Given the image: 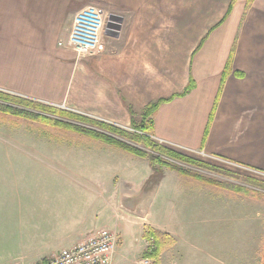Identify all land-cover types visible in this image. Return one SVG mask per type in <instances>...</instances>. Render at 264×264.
<instances>
[{
  "label": "crops",
  "instance_id": "1",
  "mask_svg": "<svg viewBox=\"0 0 264 264\" xmlns=\"http://www.w3.org/2000/svg\"><path fill=\"white\" fill-rule=\"evenodd\" d=\"M81 1L0 0V92L64 105L70 113L129 131L147 105L181 93L191 80L187 94L152 114V139L216 168L161 166L150 181L147 156L0 109V264L39 262L102 224L118 232L115 264L123 243L120 222L139 226L138 245L125 264L142 257L146 226L175 241L153 264H230L224 243L221 249L207 242L214 234L225 240V232L205 227L230 219L207 217L194 228L183 209L199 195L224 209L254 205L262 223L263 184L243 186L235 180L239 173L226 169L264 176V0H233L227 16L232 0H88L119 17L120 29L104 41L103 52L78 57L57 43L66 38L74 14L88 6ZM60 19L58 32L65 35L55 40L47 28ZM197 171L225 179H204ZM153 207L158 222L146 218ZM256 260L244 264H264L263 254Z\"/></svg>",
  "mask_w": 264,
  "mask_h": 264
},
{
  "label": "rangeland",
  "instance_id": "2",
  "mask_svg": "<svg viewBox=\"0 0 264 264\" xmlns=\"http://www.w3.org/2000/svg\"><path fill=\"white\" fill-rule=\"evenodd\" d=\"M79 2H82V1L79 0ZM87 2L89 3H87L86 5L94 6V4H91L92 3L91 1L87 0ZM60 22H61V19L56 24L55 23L49 24V27L47 28L48 30L53 29L55 31V37H56L55 40H57L59 37H64L65 35L63 34V32L60 33L62 30L58 32L59 27H61ZM102 36H103V41L109 39V37H107L106 35H102ZM54 108L63 110V111L70 109V108L68 109V107L64 105L63 107L61 106L58 108L57 107H54ZM54 117L56 119L68 120L66 118L59 117L56 115ZM69 121H72L75 124H79L80 127H83L89 130L97 131L99 133L102 132L105 134L108 133L90 124H84V123H81L75 120H70V119ZM108 134L112 135L111 133H108ZM138 146L143 148L141 145H138ZM51 150H59V149L56 147ZM167 160L170 164L176 165L181 169L186 170V169H190L191 167H193V166H189L187 163H183L177 160H173V159H167ZM219 164L224 168L228 167V165L225 163L224 164L219 163ZM193 168H198V167L195 166ZM226 170H228L231 173H234V171L239 173V176L235 177V180L237 181V183L243 184V186L246 185L249 188L256 189V188H259L256 186V184H258L259 186H261V184H264V176L257 175L254 172H250V171L245 172L243 170L236 171V170H231V169L229 170L228 168ZM197 173L202 178L209 179L212 181L213 180L218 181L220 180V178L222 180L223 178L225 179L224 177L225 175L219 176L218 178L216 177V173L215 175H210L211 172L210 174H205V172L203 171L202 172L197 171ZM212 174H214V172H212ZM247 179H250L251 181ZM195 200L197 201L194 203V205L191 208L183 209V216L186 215L188 217L190 215L193 217L192 222H194L193 224L194 228H198L202 226L200 222L204 218H207V217L214 216L215 218H218L221 221L223 219H230L228 221L229 223L227 222L217 223L216 221V223L214 224L205 225V227L209 226L210 230L213 229L215 233L223 232V231L225 232V240H223L222 238L218 239L216 236L217 234H214L215 239H213L212 237L208 238L207 242L210 245H213V247L217 248L218 245L221 244L220 248L222 249V244L224 243V245H226V249L229 248L231 251L230 264H244L245 261H247L248 263V261L251 260V258L252 260H255V258H257L256 261L259 262V254L261 253L264 256V209H262L263 213H261L262 223H259L258 217L256 216V208L254 205H250L249 207H246V208L226 207L224 209V208H220V205L218 204V202L210 201L206 199L204 200L199 195ZM201 202L202 203L214 202V205H210L209 207H207L204 204H201ZM146 218L148 222H153L156 220L158 222L159 220L158 207L151 208ZM244 219H245V222H244ZM101 226H100L101 228H104V227L108 228V226H105L103 224ZM117 227L121 230L120 232L122 235L123 243L121 247L120 246L117 247L114 261H115V264H125L126 262L129 261V259L133 255L134 247L138 245V243H135V239L139 233V226L138 225L136 226L134 224H124L120 222V225H118ZM108 229L115 230L117 232V230L114 229L113 227L108 228ZM255 232H257V234H255ZM260 232H261V236H259ZM262 236L263 238H261ZM240 249L245 250L244 255H241L239 253ZM255 253L257 257L254 256Z\"/></svg>",
  "mask_w": 264,
  "mask_h": 264
},
{
  "label": "trees",
  "instance_id": "3",
  "mask_svg": "<svg viewBox=\"0 0 264 264\" xmlns=\"http://www.w3.org/2000/svg\"><path fill=\"white\" fill-rule=\"evenodd\" d=\"M251 1L252 0H247V3H250ZM232 5H233V0L231 1L230 6L225 16L229 14V11ZM227 66L228 64L224 68L222 79L220 81V86L223 83ZM192 88H193V82L190 80V82L187 84V86L181 93L172 95L171 97L167 99H160L156 102H153L147 105L142 112L141 121L139 122V124L133 125V121L131 123L130 128L133 129L135 132L127 131L119 127H115L113 125L103 123L101 121H97V120H94V119H91V118H88L82 115H77L75 113H70L68 111L59 110L53 107H48L41 103H35L32 101H28L26 99L16 97L13 95H8L2 92H0V101L7 103V104H11V105H3V106L0 105V109H2V111H5L6 113L16 115L19 117L40 120V121H44L49 124L62 125L63 127L70 128V129H73L75 131H79L85 134H89L93 137L100 138L103 141L108 142L112 145H115L121 149H124L125 151L131 154H134L136 156H141V157L147 156L149 157L150 164L153 167V174L150 177V181H153L155 178L158 177L159 168L161 166H167L169 168L179 169L180 171H183V169H180L178 166L170 164L167 159H173V160H177L183 163L195 165L198 167H202L206 169L208 168L211 170L216 168L213 165L195 160L179 152L173 151L172 149L164 147L152 139L153 121H152L151 116L156 111L157 107L161 103L167 102L175 97L184 96ZM27 109L36 110L41 113H48L51 115H56V116L63 117L66 119L75 120V121H78L84 124H90L108 133H111L112 135L116 137L109 135V134L102 133V132L99 133L97 131L89 130V129L80 127L79 125L68 124V123H65L62 121H56V120L51 121L50 119H48V117L43 116L42 114H34ZM211 117L212 115H210V119ZM207 128L204 133V138L207 132ZM138 145H141L143 148L139 147ZM224 172L225 171H223L222 173ZM229 174L233 175L230 172ZM247 180H250V179H247ZM262 187H264V184ZM142 238L150 242V246L145 247L142 253V257H148L152 259L153 261L152 264L157 263L159 261L161 253L164 252L166 249L170 248L171 246H173L175 243L174 239L170 235L160 232L158 230H155L149 226L145 227L143 234H142Z\"/></svg>",
  "mask_w": 264,
  "mask_h": 264
},
{
  "label": "built area",
  "instance_id": "4",
  "mask_svg": "<svg viewBox=\"0 0 264 264\" xmlns=\"http://www.w3.org/2000/svg\"><path fill=\"white\" fill-rule=\"evenodd\" d=\"M107 20L108 15L102 10L85 6L74 14L66 38L57 45L71 49L78 57L99 54L105 49L102 35ZM117 243L118 233L102 228L83 236L73 246L31 264H113L112 254ZM134 264H152V259L141 257Z\"/></svg>",
  "mask_w": 264,
  "mask_h": 264
},
{
  "label": "water",
  "instance_id": "5",
  "mask_svg": "<svg viewBox=\"0 0 264 264\" xmlns=\"http://www.w3.org/2000/svg\"><path fill=\"white\" fill-rule=\"evenodd\" d=\"M120 29V18L116 15H109L105 24L104 35L107 37H117Z\"/></svg>",
  "mask_w": 264,
  "mask_h": 264
}]
</instances>
